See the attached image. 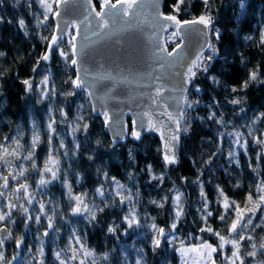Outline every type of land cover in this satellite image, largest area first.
Returning a JSON list of instances; mask_svg holds the SVG:
<instances>
[{
	"label": "snow or ice",
	"instance_id": "snow-or-ice-1",
	"mask_svg": "<svg viewBox=\"0 0 264 264\" xmlns=\"http://www.w3.org/2000/svg\"><path fill=\"white\" fill-rule=\"evenodd\" d=\"M24 2L29 9L32 8L33 3L39 6L40 11L30 13L34 18L37 29L48 30L51 25L49 35L45 36L40 35L39 32L37 33L39 39L46 42V47L45 51L38 56L32 67V72H37L42 61H51L53 55L58 52L59 56L63 58L65 67H72L75 70L74 75H69L63 81L64 84L69 85V88L59 94L67 98L75 97L77 91H84L88 102L101 100V97L96 95L93 84L89 83L90 69L85 66L87 48L91 43H94V41L89 40L87 33L94 29L92 31L93 36L112 35L114 31H119V25L132 24L141 15V9L145 7L151 9V20L147 22L157 36L153 55L157 58L159 68L163 72V70L180 65L186 70L181 74L183 79L179 88L175 89L179 95L165 96L164 85H155L154 94L148 96L151 104L139 114V120H133L130 135L135 139H140L141 132L154 131L159 133L162 140L161 151L165 165L178 163L177 149L180 135L182 132L187 133L190 128L186 113L188 110L194 111L195 105L199 103V101L188 100L185 95L186 89L193 84L198 72L207 73L209 71L212 62L219 55V49L212 43V38L219 41L221 33L214 25L215 18L211 0H200L204 8L199 16H193L191 19H180V14L182 6L183 12L188 13L193 0H176L174 4L170 5L172 11L169 14H165L160 10V0H97L99 10H96L93 0H85L87 11L83 16V20L63 19L65 13L61 10V6L68 5L72 0H24ZM240 2L243 8L244 0H240ZM20 4L21 0H14V5L18 6ZM145 19L147 20V17ZM0 20H3V17H0ZM18 24L22 30H25L27 35L28 25L25 20L23 18L19 19ZM170 28L173 31L168 32ZM192 32L203 35L205 38L204 45L195 59L183 63L185 59L182 50L184 37ZM163 33H167V35L164 36ZM66 35L68 36L67 45L65 48H61L60 45L64 42ZM82 35L83 41H89V43H77L78 37ZM178 37L179 40H177ZM246 39L252 40L253 37L248 36ZM169 41L175 42L171 51L167 49ZM258 46L264 47V29L259 33ZM205 48L208 50L207 56L203 55V49ZM5 55V52L0 51V57ZM244 62L245 59L241 55V63ZM262 75L264 73L261 72L260 65L257 64L248 71L247 78L242 80L238 87L233 86L228 90L232 93H238L247 89L253 82L264 83V79H261ZM3 76L4 72L0 71V78ZM95 79L100 78L96 77ZM153 79L159 80L161 76H154ZM211 79L214 83H219L215 77H211ZM21 83L25 85L26 92L30 93L38 90L40 102L55 98L57 95L55 83L50 81V74L44 75L39 84L35 85V89L32 77L22 80ZM194 87L197 92L200 91L198 85H194ZM169 101L173 103H169ZM230 103L242 105L243 100L241 97L236 96ZM151 105L156 107L152 108ZM208 107L211 109L213 105ZM78 108L83 110L84 105L81 104ZM92 111H97L95 103H93ZM244 111L245 109L241 107L240 112L243 113ZM59 112L61 120L57 121L52 110H49L46 124V146L48 151L42 167L37 163V147L42 143V140L35 122H33L30 141L26 143H22L24 132L19 128L11 136L0 137V169L7 171V175L0 171V264H13V261L17 260L19 251L14 252L10 259L6 255V245L13 240L17 250L27 247L31 256L30 264H47L44 238H50L51 242L54 243L59 238L60 233L57 221L67 222L59 202L54 197L44 199L48 191V185L60 179L61 161L58 153L60 149H66L62 137L59 139L58 145L53 143L54 137H59L56 124L68 123L73 139L81 129L87 132L89 124L82 111L78 112L72 120H68V112L63 107L59 109ZM103 115L107 125L108 112L104 111ZM207 120L215 121L217 125L231 123V121L226 122L222 115L218 116L215 111L211 110ZM257 122L264 123V112L254 114V119L246 126V133L239 129L227 133L230 138L227 153L229 162L239 167V156L243 154L247 157V167L253 176V181L247 184L249 191L245 193L243 204L229 197L220 185H216L215 203L220 206L221 211L215 218L226 225L225 229H214L208 223L209 219L214 217L213 212L210 210L212 202L209 201L208 195L204 191V182L201 179L204 173L200 171L196 180L193 181L200 189L201 207L197 211L201 214L200 219L203 223L199 232L216 237L217 243L213 244L209 240L203 239L202 236L195 237L199 241L195 244H185L184 240H180V246L175 251L181 256V264H218V258L219 264H264V175H261L260 172L261 164L264 163V129L258 130L255 127ZM224 137L225 133H219L221 143H223ZM250 146L251 150L255 152V163H253V157L249 156ZM79 147L78 143L74 144V151L78 150ZM219 154H222V150L218 147V152L212 155L217 156ZM64 155L67 156V151ZM204 163L206 165L211 164V157ZM29 169L39 176V179L34 181L35 189L32 188V184L27 179L26 174ZM209 170L211 171V169ZM147 171L150 173L151 179L163 183L165 179L163 173L159 176L153 174L151 165L147 166ZM97 173H100L99 169H97ZM228 175H231V173H228ZM64 176L62 183L67 190L66 196L71 204L69 211L73 217L81 218L84 221L85 228L73 227L71 229L65 247L53 250L54 261L57 264H72V262H77V264H99L100 261H107L109 253L97 254L95 249L88 246L86 241L87 228L99 224L98 216L104 213L106 209H114L117 203L122 210L127 209L120 218L127 225L124 231L127 232L129 228L140 227L141 217L136 208V204L139 202V193H133L131 189L126 188V185L120 183L116 177H109L105 171L103 173L104 180L110 182L112 188L108 190L106 196L104 184L101 183L99 187L93 190V199L89 200L87 191L73 192L72 183L67 179V172L64 173ZM129 178L131 179V174H129ZM181 179L187 180L186 177ZM76 182L80 183L79 177H77ZM233 187L242 189L245 184L237 181ZM173 191L175 194L171 200L172 222L167 228L157 225L154 217L145 218V225L151 234L150 246L153 251L160 248L166 240L169 243L176 240L174 234L178 231V225L185 217L183 193L175 185L173 189H169V192ZM125 192H127V195ZM38 196H40V199H37ZM96 197L100 199V204L95 202ZM117 197L119 198L118 201L116 200ZM168 200V196L165 195L162 199H153L149 203L156 205L158 208H164ZM17 212L20 217L19 221L14 215ZM147 219H151L152 223L147 224ZM18 222L23 225L24 233L14 236L13 226L17 225ZM33 224L37 226L33 237L34 253L33 245L27 244L26 239L33 232ZM40 227H43V232L39 231ZM119 227L120 225L113 220L112 223L108 224L107 231L110 234H115ZM257 230H260L261 233L258 239ZM135 264H143L142 259H137Z\"/></svg>",
	"mask_w": 264,
	"mask_h": 264
},
{
	"label": "trees",
	"instance_id": "trees-1",
	"mask_svg": "<svg viewBox=\"0 0 264 264\" xmlns=\"http://www.w3.org/2000/svg\"><path fill=\"white\" fill-rule=\"evenodd\" d=\"M175 2L176 0H164V11L171 12L170 5ZM211 5L215 18L214 25L221 33L219 41L212 38V43L219 49V55L212 62L209 71L196 76L189 87L188 100L199 101V103L195 105L194 111L191 110L188 132L181 133L178 163L166 166L161 155L159 138L153 131L145 133L138 140L129 137L127 141L114 145L108 133L103 130L102 119L92 113L90 102L84 91H77L75 97L67 98L59 94L69 88V85L64 84L63 81L69 75H74V69L65 67L64 61L58 57L57 53L53 55L51 61H42L37 72H32L38 56L45 51L46 47V42H42L37 33L49 35L51 25L48 30L36 28L33 23L34 18L30 14L39 9L36 3H33L32 8L29 9L24 0H21L18 6L14 5V0H0V17H3V20H0V51L6 53L5 56L0 57V71L4 72V76L0 78V137L11 136L19 128L24 132L22 143H26L30 141L33 122H35L42 135V143L37 147V163L42 167L48 151L46 124L50 107L57 121L61 120L59 109L63 107L68 112V120H72L78 112L82 111L89 124L87 132L81 129L75 134V139L70 134L71 129L68 123L56 124L59 137H54L53 143L58 145L62 137L66 149H60L58 153L61 161L60 179L48 185L44 199L54 197L63 209L67 222L57 221L60 233L54 243L44 238L47 264H57L53 258V250H58V246L62 247L65 244V238H68L73 227L85 228L84 221L73 217L69 211L71 204L66 196L67 190L62 183L65 172H67V179L72 183L73 192L87 191L89 200L93 199V190L101 183L104 184L106 196L108 190L112 188L110 182L104 180L105 171L109 177H116L133 193H139L136 208L141 217L140 227L124 231L127 225L120 218L127 209L122 210L117 203L114 209H106L98 216L99 224L87 228L88 246L95 249L97 254H110L107 261H100L99 264H135L137 259H142L143 264H179V255L175 249L180 246V240H184V243H196L198 240L195 237L202 236L205 240L217 243L216 237L199 232L203 223L200 219L201 214L197 211L201 207L200 189L193 181L196 180L200 171L204 173L201 177L204 182V191L209 201L212 202L210 210L214 218H210L208 223L214 229L223 230L226 227L218 218H215L221 211L220 206L215 203L216 185H220L229 197L243 204L245 193L249 191L247 184L253 181V176L247 167L248 159L243 154L239 156V167L229 162L227 153L230 138L227 133L233 131L234 128L243 129L246 133V126L254 119V114L264 112V83L253 82L247 89L238 93H232L228 89L233 86L238 87L241 81L247 78L248 71L257 64L264 73V47L258 46L259 33L264 28V0H244L243 8L240 0H211ZM203 8L204 5L200 0H193L187 14L183 12L182 6L180 17L197 16L201 14ZM21 18L28 25L27 35L25 30L19 27L18 20ZM248 36L253 39H246ZM241 55L245 59L244 63H241ZM47 72H50L55 83L57 95L55 98L40 102L38 90L26 92L25 85L21 81L32 77L35 89L38 77ZM211 77H215L219 83H214ZM261 79H264V75ZM194 85L199 86V92L195 90ZM236 96L242 98V105L230 103ZM81 104L84 105L83 110L78 108ZM209 105L213 107L210 109ZM241 107L245 109L243 113L240 112ZM210 110L215 111L218 116L222 115L226 122L231 121V123L217 125L215 121L207 120ZM255 127L258 130L264 129V123L257 122ZM221 132L225 133L223 143L219 140ZM76 143L80 147L74 151ZM218 147L222 150V154L213 156V153L218 152ZM65 151H67V156L64 155ZM249 156L253 157V163H255V152L251 150V146ZM210 157L212 163L206 165L204 162ZM148 165L152 166L153 174L157 176L164 174L163 183L150 178V173L147 171ZM97 169L100 170L99 174ZM260 172L264 175V163L261 164ZM129 174H131V179ZM26 175L32 188L35 189L34 181L38 180L39 176L31 169ZM77 177L80 178L79 184L76 182ZM182 177H186L187 180H182ZM237 181L243 182L245 187L234 188L233 185ZM174 185L183 193L185 217L174 234L176 240L172 243L166 240L160 248L153 251L150 246L151 234L145 225V218L154 217L157 225L167 228L172 222L171 200L175 194L174 191L169 192V189H173ZM125 194L127 195V192ZM165 195L169 200L164 208H158L149 203L150 200H160ZM37 199H40V196ZM116 200L118 201L119 198L117 197ZM95 202L100 204V199L96 197ZM14 215L19 221V213H14ZM113 220L120 227L115 234H110L107 227ZM151 223L152 220L147 219V224ZM32 227L33 232L26 239L27 244L33 245L34 253L33 237L37 226L33 224ZM43 230V227L39 228V231L43 232ZM23 233L22 224L18 222L13 226L14 236ZM260 234V230H257V239ZM6 249L9 259L14 252L19 251V256L13 264H30L31 256L27 247L17 250L13 240L7 243Z\"/></svg>",
	"mask_w": 264,
	"mask_h": 264
},
{
	"label": "water",
	"instance_id": "water-1",
	"mask_svg": "<svg viewBox=\"0 0 264 264\" xmlns=\"http://www.w3.org/2000/svg\"><path fill=\"white\" fill-rule=\"evenodd\" d=\"M93 3L96 5V10H99L97 0H93ZM163 4L164 0H160V10L165 14L171 13L164 11ZM61 10L65 13L64 20H83L87 5L85 0H72L68 5H62ZM191 18L180 17V19ZM148 20H151V9L145 7L141 9V15L132 24L119 25V31H114L112 35L93 36L94 29L87 33L89 40L94 43H91L87 48L85 66L90 69L89 83L93 84L96 95L101 97V100L90 102V107L92 109L93 103H95L97 111H92V113L102 119L103 130L108 133L114 145L127 141L129 137L138 140L130 135L133 128L132 122L139 120V114L151 104L148 96L154 94L155 85H164L165 96L179 95L175 89L179 88L183 79L181 74L186 70L184 67L176 65L162 72L157 58L153 55L157 36L147 22ZM162 35L166 36V33ZM204 40L203 35L196 32L185 35L182 44L185 57L183 63L196 58L197 53L204 45ZM81 42L89 43V41H83V35L77 40L78 44ZM174 45L169 46L168 44V51H171ZM205 51H207L206 48L203 49V52ZM157 75H160L161 79L154 80L153 77ZM96 77L100 79H95ZM189 87L190 85L186 89V96ZM169 103L173 102L169 101ZM151 107L155 108L156 106L151 105ZM104 111H107L109 115L107 125L103 115ZM145 133H149V131L141 132V136ZM154 133L159 138L161 149L160 134ZM180 142L181 135L177 154L180 151Z\"/></svg>",
	"mask_w": 264,
	"mask_h": 264
},
{
	"label": "rangeland",
	"instance_id": "rangeland-1",
	"mask_svg": "<svg viewBox=\"0 0 264 264\" xmlns=\"http://www.w3.org/2000/svg\"><path fill=\"white\" fill-rule=\"evenodd\" d=\"M36 11H40V9H38V10H36ZM214 22H215V20H214ZM33 23H34V20H33ZM35 24V23H34ZM264 29V28H263ZM44 30V29H43ZM171 31H173V29H169L168 30V32H171ZM166 35H167V33H166ZM67 40H68V36L64 39V42L60 45V47L61 48H65V46L67 45ZM168 44L170 45V46H172L173 44H175V42H172V41H169L168 42ZM208 51H205V52H203V55H205V53L208 55V53H207ZM57 55H58V57L59 58H61L60 56H59V54H58V52H57ZM62 60H63V58H61ZM50 74V72L48 73H45V74H42L43 76L44 75H49ZM198 75V74H197ZM43 76H41V77H38V84H39V82L41 81V79L43 78ZM50 81L51 82H53V79H52V77H51V74H50ZM43 87V86H42ZM189 90V89H188ZM188 92V91H187ZM189 101H191V100H189ZM52 106V105H51ZM49 109H51L52 110V108L50 107ZM53 112V114H54V111H52ZM190 113H191V110H188L187 111V113H186V115H187V118H188V120H190L189 119V117H190ZM49 117V116H48ZM130 120V119H129ZM38 129V128H37ZM235 129H239V130H241V131H243V129H240V128H234L233 130H235ZM39 130V129H38ZM40 131V130H39ZM40 134H41V132H40ZM42 136V135H41ZM0 171H3L4 172V174L6 175V173H7V171L6 170H4V169H1ZM13 183H15V182H13ZM76 193H78V192H76ZM48 239H50V238H47V240ZM199 241H196V243H198ZM68 243V238L66 237L65 238V244L62 246V247H59L58 246V250L59 249H61V248H64V246L66 245ZM212 243V242H211ZM45 244H46V241H45ZM185 244H195V243H193V242H186ZM214 244V243H213ZM45 253H46V250H45ZM178 255H179V264H181V256H180V254L178 253ZM72 264H77V262H72ZM218 264H219V260H218Z\"/></svg>",
	"mask_w": 264,
	"mask_h": 264
},
{
	"label": "built area",
	"instance_id": "built-area-1",
	"mask_svg": "<svg viewBox=\"0 0 264 264\" xmlns=\"http://www.w3.org/2000/svg\"><path fill=\"white\" fill-rule=\"evenodd\" d=\"M208 53V52H207ZM204 56H207V54L205 53V55ZM203 72H198L197 74V76H200V74H202Z\"/></svg>",
	"mask_w": 264,
	"mask_h": 264
}]
</instances>
